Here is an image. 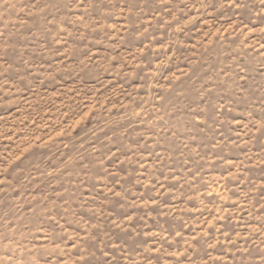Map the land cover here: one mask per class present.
Here are the masks:
<instances>
[{"label": "rangeland", "instance_id": "374dc122", "mask_svg": "<svg viewBox=\"0 0 264 264\" xmlns=\"http://www.w3.org/2000/svg\"><path fill=\"white\" fill-rule=\"evenodd\" d=\"M0 264H264V0H0Z\"/></svg>", "mask_w": 264, "mask_h": 264}]
</instances>
